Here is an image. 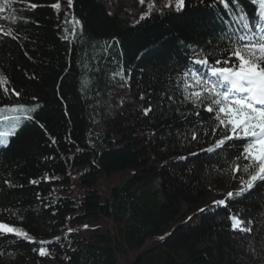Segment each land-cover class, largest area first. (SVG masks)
<instances>
[{
  "label": "trees",
  "instance_id": "1",
  "mask_svg": "<svg viewBox=\"0 0 264 264\" xmlns=\"http://www.w3.org/2000/svg\"><path fill=\"white\" fill-rule=\"evenodd\" d=\"M31 2L38 7L11 0L0 23L8 29L13 16L29 19L17 40L0 39V73L22 102L41 105L0 150V216L36 241H52V256L8 234L0 237V264H264V187L227 197L240 180L201 151L218 137L201 131L191 140L198 120L210 131V114L193 115L169 79L174 64L187 63L184 45L215 41L225 22L240 27L228 10L186 0L183 12L136 24L105 0H73L71 8L59 0V11L51 7L57 0ZM240 5L255 23L259 4ZM0 102L9 103L2 88ZM222 199L227 208L199 211ZM230 212L253 220V231L233 232Z\"/></svg>",
  "mask_w": 264,
  "mask_h": 264
},
{
  "label": "snow or ice",
  "instance_id": "2",
  "mask_svg": "<svg viewBox=\"0 0 264 264\" xmlns=\"http://www.w3.org/2000/svg\"><path fill=\"white\" fill-rule=\"evenodd\" d=\"M251 2L254 5L259 4L255 23L249 21L240 5V0H212L208 4L209 7L214 4L222 5L240 27L225 22L224 30L216 33L215 41L209 39L203 45H184L183 55L187 63L181 66L177 62L169 73V79L175 78L174 83L181 92L183 98L181 103H191L194 109L192 114L197 118L201 115V109L210 114V131H204L202 127L204 121L198 120V123L191 126L194 129L191 132V140L196 141L197 133L201 131L203 135L218 137L211 147L201 151L214 154L218 159L223 160L224 164L228 165L227 168L222 169L224 174L240 180L239 190L235 193L228 192L229 199L246 198L253 189L264 187V0H251ZM4 3L11 6V0H4ZM139 3L147 4V10L140 15L136 24L151 19L154 15L183 12L188 6L186 0H159V2L139 0ZM200 3L203 4L204 0H200ZM67 5L71 8L73 0H67ZM37 7L36 3L28 0V9ZM51 7L59 11L61 7L59 0L52 3ZM3 11L4 8L0 6V12ZM73 21L76 25L81 24V21L75 17ZM29 22L27 17H22L18 21L13 16L10 23L16 27L5 29L0 25V39L8 36L12 40H17L18 25ZM14 31L17 35L13 34ZM75 34L76 29L73 28V37ZM63 39L67 40L68 37L65 36ZM8 85L7 76L0 73V88L3 95L9 98L8 104L0 102V150L9 146L11 138L18 133L25 122L34 120L32 113L41 107L39 103L22 102V93L15 88L9 89ZM168 99L173 100V97L168 96ZM31 100L37 101L38 98L33 96ZM151 111L149 105L144 109V114L148 115ZM176 111L180 110L176 109ZM189 154L195 156L199 153ZM179 158L187 159L185 156ZM237 172L241 173L239 177L234 176ZM29 183L36 184L38 181L33 179ZM3 184L9 188L17 186L11 180H4ZM213 205L212 208H202L199 211H215L217 207H228L226 200L223 199L213 201ZM10 216L15 217L16 213L10 212ZM19 219L17 217V220ZM228 219L231 221L233 232L253 231V220L243 219L238 212L236 214L230 212ZM68 231L71 232L72 229ZM8 234L29 243H38L40 246L33 251H36L39 257L51 258L52 253L47 245L52 241H36L28 231L13 223L5 222L0 216V237ZM55 239L59 240V237ZM2 255L4 253L0 252V256Z\"/></svg>",
  "mask_w": 264,
  "mask_h": 264
},
{
  "label": "rangeland",
  "instance_id": "3",
  "mask_svg": "<svg viewBox=\"0 0 264 264\" xmlns=\"http://www.w3.org/2000/svg\"><path fill=\"white\" fill-rule=\"evenodd\" d=\"M159 2V0H158ZM107 9L114 15L124 17L128 22L137 21L140 15L147 10V4L140 5L139 0H105ZM0 6L4 8L0 12V23L6 21L7 5L0 1Z\"/></svg>",
  "mask_w": 264,
  "mask_h": 264
}]
</instances>
